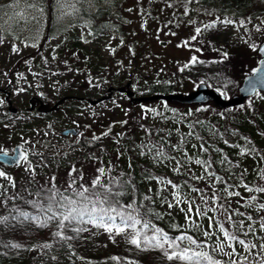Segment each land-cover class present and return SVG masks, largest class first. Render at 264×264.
Returning a JSON list of instances; mask_svg holds the SVG:
<instances>
[{"label": "rangeland", "instance_id": "rangeland-1", "mask_svg": "<svg viewBox=\"0 0 264 264\" xmlns=\"http://www.w3.org/2000/svg\"><path fill=\"white\" fill-rule=\"evenodd\" d=\"M207 3L0 0V152L11 154L14 147L22 146L26 153L16 167L0 164V204L15 187L33 179L70 185L75 180L89 183L103 178L114 168L119 174L128 161L126 144L131 146L133 140L142 148L153 144L149 129L163 137L164 124L184 115V109L168 102L133 103L126 92L141 97L151 85H166L173 86L170 95H187L198 85H206L225 99L236 96L261 60L264 0L240 16L221 13L216 5ZM76 43L83 55L74 53ZM85 95L91 96L92 104L80 100ZM66 97L74 99L57 105ZM29 107L34 113L40 109V115L30 117L26 114ZM188 107L187 111H196ZM244 110L264 116V95L256 93L229 115L236 118ZM70 128L80 133L76 137L60 135ZM82 143L92 149L94 143L99 146L85 152ZM58 151L67 158H59ZM172 153L180 162L170 159L172 164L165 168L199 179L196 188L205 194L193 202L195 206H206L213 194L227 193L225 185L212 178L201 162L183 160L181 155L188 158L192 151L181 147L172 148ZM243 169L250 172L254 165L247 161ZM175 186L145 184V191L157 195L159 201L155 216L166 225L193 227L191 231L198 227L197 235L213 246L222 263L239 258L240 249L238 254L233 252L209 215L207 220L193 217L192 206L182 198L186 188L176 191ZM238 190L235 197L247 196L240 187ZM189 242L194 244L190 237Z\"/></svg>", "mask_w": 264, "mask_h": 264}, {"label": "trees", "instance_id": "trees-1", "mask_svg": "<svg viewBox=\"0 0 264 264\" xmlns=\"http://www.w3.org/2000/svg\"><path fill=\"white\" fill-rule=\"evenodd\" d=\"M201 1L216 5L221 13L240 16L260 0ZM73 49L83 55L78 43ZM172 88L151 85L140 98L169 95ZM90 98L85 95L80 100L90 103ZM73 99H60L57 105ZM168 105L184 109V115L164 124L163 137L149 129L153 144L144 148L134 140L131 146L126 144L128 161L119 174L114 168L89 183L75 180L64 185L33 179L15 187L0 204V264H264V116L244 110L240 116L230 117V111L242 106L218 110L211 104L194 105L196 111L190 112L188 106ZM37 110L34 113L29 107L26 114L37 117ZM82 144L85 152L99 146L94 143L92 149ZM181 147L193 153L188 158L181 155L184 161L201 162L212 178L225 185L227 193L213 194L208 207L193 204L205 194L196 188L197 177L165 168L170 159L180 162L172 148ZM58 153L59 158L68 156ZM101 159L106 168L103 155ZM247 161L254 170L244 171ZM158 183L175 186L176 191L186 188L182 198L192 206L193 217L207 220L210 216L233 252L238 254L240 249L239 258L222 263L213 246L197 235L198 227L191 231L193 227L166 225L155 216L159 201L157 195L145 191V184ZM238 187L247 196L235 197ZM189 237L194 243L189 242L191 246Z\"/></svg>", "mask_w": 264, "mask_h": 264}, {"label": "water", "instance_id": "water-1", "mask_svg": "<svg viewBox=\"0 0 264 264\" xmlns=\"http://www.w3.org/2000/svg\"><path fill=\"white\" fill-rule=\"evenodd\" d=\"M261 61L252 75L246 77L238 90V94L231 99H225L215 90L209 89L205 85H198L196 89L187 95H154L151 97L134 98L132 92H126L133 103H149L163 101L178 105H205L212 103L220 110L236 108L242 106L246 100L253 97L257 92L264 94V44L258 50ZM15 114L16 109H10ZM80 133L77 128H70L62 131V137H76ZM26 158V153L22 146L14 147L11 154L0 152V164L6 167H16Z\"/></svg>", "mask_w": 264, "mask_h": 264}, {"label": "flooded vegetation", "instance_id": "flooded-vegetation-1", "mask_svg": "<svg viewBox=\"0 0 264 264\" xmlns=\"http://www.w3.org/2000/svg\"><path fill=\"white\" fill-rule=\"evenodd\" d=\"M7 102H8V100H7ZM97 102V101H96ZM91 104L93 103V102H90ZM9 105H11V104H9Z\"/></svg>", "mask_w": 264, "mask_h": 264}]
</instances>
